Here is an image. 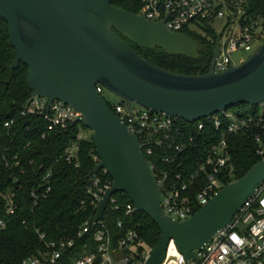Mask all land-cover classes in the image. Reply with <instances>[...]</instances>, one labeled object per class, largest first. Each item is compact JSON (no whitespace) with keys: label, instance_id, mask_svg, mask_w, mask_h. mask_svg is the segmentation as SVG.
I'll list each match as a JSON object with an SVG mask.
<instances>
[{"label":"water","instance_id":"1","mask_svg":"<svg viewBox=\"0 0 264 264\" xmlns=\"http://www.w3.org/2000/svg\"><path fill=\"white\" fill-rule=\"evenodd\" d=\"M0 19L10 28L17 58L29 68L33 96L50 106L63 102L83 115L101 162L91 174L107 169L113 186L97 207L95 222L105 219L112 197L126 194L136 213L149 216L162 237L146 264H161L172 241L187 260H198L219 231L264 185V160L221 190L193 218L177 222L162 206V188L139 138L109 108L97 87L156 114L187 122L211 118L237 106H264V44L239 66L217 73L220 45L208 74L182 76L154 66L128 43L144 50L199 59L200 44L142 15L120 10L112 0H0ZM238 229L243 231L244 226Z\"/></svg>","mask_w":264,"mask_h":264},{"label":"built area","instance_id":"2","mask_svg":"<svg viewBox=\"0 0 264 264\" xmlns=\"http://www.w3.org/2000/svg\"><path fill=\"white\" fill-rule=\"evenodd\" d=\"M140 4L139 15L155 23H164L173 32L205 34L210 31L216 34L219 37L217 44L220 45L215 65L217 73L229 70L232 65L237 66L236 56H252L256 46L264 44V17L250 13L245 0H140ZM245 61L243 59L242 63ZM97 90L108 104L105 97L108 91L101 86ZM110 103L114 107L113 113L139 138L146 159L149 157L161 163L151 164L148 161L162 188L164 211L174 221L185 222L193 218L235 177L230 147L232 138L260 131L255 135V141L261 146L258 154L264 160V110L258 116L240 118L226 111L204 119L208 120L211 128L220 132V137H215L214 134H204L209 126L204 120L190 123L153 113L119 98L117 102ZM28 115L43 117L47 122L48 134L44 137L62 133L71 125H79L81 130L84 127L80 122L83 115L71 106L63 102L50 106L49 99L33 95L23 112L24 117ZM192 123L197 125L193 127ZM14 125L13 120L5 126L11 128ZM78 140H86L82 131ZM199 149L204 155L192 171L186 159ZM79 157L77 143L65 151L66 160L77 167ZM94 160L97 165L101 162L98 155L94 156ZM40 178L41 181L36 183L43 189L42 194L38 196L33 192V198H46L51 192V173ZM111 178L107 169L93 176L90 193L95 199L96 210L113 186ZM110 208L119 210L116 196L111 198L107 211ZM7 211L14 216L18 206L11 204ZM132 213H136L133 203L127 207V214ZM0 225L4 227L5 222L1 221ZM119 226L123 229L121 224ZM239 226L245 229L240 231ZM38 233L42 247L21 264H60L78 250L80 240H85L84 250L82 254L75 255L78 257H74L72 264H146L154 251L143 245L135 230L115 238L105 219L99 223L87 221L78 234L69 239L50 241L45 234ZM93 240L95 247L91 242ZM195 254L198 260H187L172 241L161 264H264V185L236 215L234 224L215 234Z\"/></svg>","mask_w":264,"mask_h":264},{"label":"trees","instance_id":"3","mask_svg":"<svg viewBox=\"0 0 264 264\" xmlns=\"http://www.w3.org/2000/svg\"><path fill=\"white\" fill-rule=\"evenodd\" d=\"M245 1L250 13L264 17V0ZM112 4L135 15L141 13L140 0H112ZM185 33L200 44V58L197 60L171 56L160 49L144 50L128 43L149 63L168 72L182 76L208 74L219 37L210 31L205 34ZM16 58L9 25L0 19V223L5 222L4 227L0 225V264H21L24 259L34 255L42 247L38 232L45 234L50 241L69 239L76 236L87 221H94L97 215L95 199L90 193L91 174L97 166L93 137L79 141V125H71L62 133L44 137L48 134V124L44 118L23 116L33 92L28 86L29 68L26 65L21 63L15 72L11 71ZM108 106L114 112L110 102ZM263 110L262 106L243 105L227 112L243 118L258 116ZM13 120L15 125L6 128L5 125ZM204 122L208 123V120ZM195 125L197 123L191 124L193 127ZM259 132L250 131L230 141L235 177L225 184L226 187L244 178L255 165L263 161L258 154L261 146L255 141V135ZM204 134L218 137L220 132L209 124ZM75 143L80 148L79 167L65 158V151ZM203 155L204 152L199 149L186 159L192 171ZM148 161L161 165L149 157ZM50 173L51 192L46 198H33V192L38 196L42 194L43 189L36 183L41 181L40 176ZM116 198L119 210L110 208L105 216V224L111 234L117 238L135 230L143 245L156 249L162 237L158 225L144 213L128 215L127 207L132 202L126 194H117ZM11 204L18 206L14 216H10L7 211ZM91 242L95 247L94 240ZM84 244L85 240L78 241V250L60 264H72L74 257H78L75 255L83 253Z\"/></svg>","mask_w":264,"mask_h":264},{"label":"rangeland","instance_id":"4","mask_svg":"<svg viewBox=\"0 0 264 264\" xmlns=\"http://www.w3.org/2000/svg\"><path fill=\"white\" fill-rule=\"evenodd\" d=\"M187 35V34H186ZM188 36V35H187ZM190 37V36H189ZM261 46L259 45V46H256V50H255V52L260 48ZM251 57V55L250 54H243L242 56H236L235 57V62H236V64H237V66L238 65H240V64H242V62H243V59L244 60H248V58H250ZM243 58V59H242ZM105 97L107 98V100L109 101V102H117L118 101V98L116 97V96H114L113 94H111V93H109V92H106L105 93ZM82 134H83V136L86 138V139H89L91 136L93 137V135H94V133L91 131V130H89V129H87V128H82Z\"/></svg>","mask_w":264,"mask_h":264}]
</instances>
